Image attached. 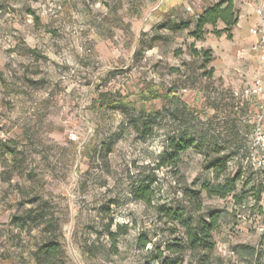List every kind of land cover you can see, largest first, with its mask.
Listing matches in <instances>:
<instances>
[{
    "label": "rangeland",
    "instance_id": "rangeland-1",
    "mask_svg": "<svg viewBox=\"0 0 264 264\" xmlns=\"http://www.w3.org/2000/svg\"><path fill=\"white\" fill-rule=\"evenodd\" d=\"M221 1L0 0V264H37L51 236L61 243L58 264H144L171 230L133 199L141 180L153 182L155 203L194 216L222 211L205 264L249 263L264 239V194L247 191L263 174L249 118L235 122L222 102L253 74L249 27L264 0H232L235 26L218 34L219 21L193 36L205 8ZM142 80L178 86L199 113L157 101L161 117L145 139L131 124L137 111L97 108L99 90L135 93ZM185 131L198 146L177 168H158L168 136ZM211 150L242 174L225 198L195 195L223 180L204 167ZM197 201L204 208L194 211ZM52 215L58 229L47 230ZM109 230L120 233L116 246ZM143 234L152 242L140 249ZM189 253L184 264H197Z\"/></svg>",
    "mask_w": 264,
    "mask_h": 264
},
{
    "label": "trees",
    "instance_id": "trees-1",
    "mask_svg": "<svg viewBox=\"0 0 264 264\" xmlns=\"http://www.w3.org/2000/svg\"><path fill=\"white\" fill-rule=\"evenodd\" d=\"M238 20L239 10L233 1L224 0L205 8L196 21L191 34L197 38H202L205 33V26L209 24L214 26L219 21L226 25V28L217 32L221 34L223 31H229L238 23ZM167 24V21L163 22L164 26ZM179 27L176 23L171 25L174 30ZM205 53L208 54L207 51ZM157 101H163L165 105H174L182 102L185 109L184 112L189 111L190 114L192 112L199 113L197 109L192 107L193 105H188L182 99L178 86H164L152 80L140 81L135 93L131 90H127L126 93L99 90L97 108L100 110H121L124 113L137 111L139 115L131 119L132 127L143 138L147 139L155 134L154 124L161 117V109L157 107ZM222 107L237 122L248 114L249 103L248 101L237 100L225 92L223 94ZM196 146H198L197 140L186 131L179 135H169L165 151L157 165L158 168H177L181 161V153ZM85 154L87 155L88 153ZM228 161L229 158L221 154L219 150H211L207 153L204 167L212 169L217 179L223 176V180L217 183L204 182L201 190L195 192L197 197L201 195V191H206L209 197L218 196L221 198H225L234 192L235 185L242 178V174L240 170L234 173L229 171ZM247 193L257 194V199L261 198L262 193L264 194V174L262 180L249 189ZM132 195L134 200L143 202L147 208L152 209L156 220L164 223L171 230V237L165 241V248L162 249L160 245L155 244V249L152 250V252L155 251V255L144 264H151V260H155L159 264H184L186 251H189V254L197 259V264L206 263L215 246L213 232L220 224L222 215L220 209H211L206 216H194L186 212V207L173 206L167 202L155 203L153 182L146 180H141L135 185ZM203 208L202 201H197L194 211H199ZM52 227H55L53 215L51 220L47 222V230ZM55 229L58 228L55 227ZM108 235L113 245L116 246L120 236L119 231L109 230ZM151 242V239L146 234L140 235L138 238L140 249H145ZM60 254L61 243L58 237L51 236L36 249L35 258L37 264H58L60 262Z\"/></svg>",
    "mask_w": 264,
    "mask_h": 264
},
{
    "label": "built area",
    "instance_id": "built-area-1",
    "mask_svg": "<svg viewBox=\"0 0 264 264\" xmlns=\"http://www.w3.org/2000/svg\"><path fill=\"white\" fill-rule=\"evenodd\" d=\"M258 15V23L249 29L250 35L256 38L249 50L250 55L254 57V62L252 61L253 74L240 89L231 88L225 92L237 100L249 103L248 114L242 119H253L247 121L251 122L250 134L255 140L253 148L257 149L253 163L264 174V10L261 3L258 7ZM230 164L229 160L228 167ZM259 229L264 234V226ZM232 254L234 255V253ZM234 262L237 264V261ZM248 264H264V239L255 247Z\"/></svg>",
    "mask_w": 264,
    "mask_h": 264
},
{
    "label": "crops",
    "instance_id": "crops-1",
    "mask_svg": "<svg viewBox=\"0 0 264 264\" xmlns=\"http://www.w3.org/2000/svg\"><path fill=\"white\" fill-rule=\"evenodd\" d=\"M260 4V3H259ZM259 4H258V6L256 7V12H255V14H254V17H253V19H252V24H251V26L250 27H252L253 25H255V24H257L258 23V21H259V15H258V7H259ZM262 4V6H263V10H264V3H261ZM250 27H249V29H250ZM250 37L252 38V42H251V45H252V43H254L255 41H256V38L255 37H253V36H251L250 35ZM251 47V46H250ZM248 60L252 63V61L254 60V57L252 56V55H250V52H248ZM254 62V61H253ZM252 65V64H251ZM253 67V66H252Z\"/></svg>",
    "mask_w": 264,
    "mask_h": 264
}]
</instances>
